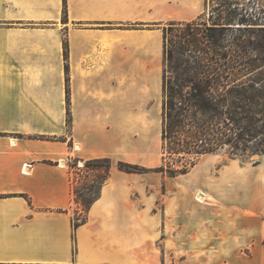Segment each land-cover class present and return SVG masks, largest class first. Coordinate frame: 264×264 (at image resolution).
Wrapping results in <instances>:
<instances>
[{
    "label": "crops",
    "instance_id": "obj_1",
    "mask_svg": "<svg viewBox=\"0 0 264 264\" xmlns=\"http://www.w3.org/2000/svg\"><path fill=\"white\" fill-rule=\"evenodd\" d=\"M209 1L67 0L64 22V0H0V264H264V157L194 189L115 165L159 167L164 28ZM101 158L111 176L75 228L73 164Z\"/></svg>",
    "mask_w": 264,
    "mask_h": 264
},
{
    "label": "trees",
    "instance_id": "obj_2",
    "mask_svg": "<svg viewBox=\"0 0 264 264\" xmlns=\"http://www.w3.org/2000/svg\"><path fill=\"white\" fill-rule=\"evenodd\" d=\"M64 15H66V5ZM199 25L194 22L173 23L164 28L165 53L168 45H175L181 51L193 47L203 49V36L198 35ZM223 29V28H209ZM176 33V34H174ZM170 36L177 38L172 41ZM209 39L213 35L207 36ZM65 60H68V46L65 43ZM181 64V63H180ZM177 64L178 66L180 65ZM237 63L231 59H193L182 63L187 77L181 82L167 85L164 79V104L162 120V165L147 168L125 161H118L117 168L126 173H161L170 178L188 174L195 168L200 157L215 154L227 146L234 152L259 153L264 155V93L255 89L261 81H240L237 77ZM260 66L256 70L262 69ZM253 73V72H251ZM66 85L68 98V124L71 123L69 66L66 64ZM261 80V78H258ZM187 87V94L178 90ZM260 86V85H259ZM263 137V138H261ZM79 161V160H77ZM257 161L254 164L258 165ZM114 162L110 158L86 161L88 172L103 171L100 188L91 201L82 199L75 184V200L84 213L74 221L77 228L86 220L91 204L99 197L102 186L111 176ZM76 183V180H75Z\"/></svg>",
    "mask_w": 264,
    "mask_h": 264
},
{
    "label": "rangeland",
    "instance_id": "obj_3",
    "mask_svg": "<svg viewBox=\"0 0 264 264\" xmlns=\"http://www.w3.org/2000/svg\"><path fill=\"white\" fill-rule=\"evenodd\" d=\"M66 5V15H64ZM68 17L67 0H64L63 21ZM178 23V22H176ZM199 26L198 35L203 36V49L197 51L193 47L185 48L181 51L175 45H168L165 53V78L167 85L175 84L176 81L185 79L187 73L182 66L184 61L193 59H231L238 65L237 77L240 81L257 80L262 83H256L255 89H249V92L260 90L264 93V0H213L207 3L205 13L201 18L194 21ZM173 23H169L165 28H169ZM223 28L212 29L209 28ZM176 34V33H174ZM213 35L214 38L207 36ZM172 41L177 38L170 36ZM64 42V55H65ZM68 46V44H67ZM69 51V50H68ZM69 57V54H68ZM180 64L179 66L177 64ZM253 72V73H251ZM261 78V80H258ZM260 85V86H259ZM187 94V87L178 90ZM264 101V100H262ZM263 138V137H261ZM160 164L162 165V149L160 152ZM264 155L251 153L247 151L234 152L230 146L225 147L215 154L204 155L200 157L192 173L186 177H177L171 179L165 175H154L159 177V184L190 185L189 189H194L202 178L210 177L215 179L223 174L218 180V184L226 185L233 183H243L248 176V170L239 168H254V163L261 161ZM115 164V163H114ZM86 162L76 161L74 166L75 179L80 189V196L85 200H93L99 191L103 171L88 172L85 167ZM116 165V164H115ZM264 166L257 173V179L262 178ZM164 177V178H162ZM197 192V191H196ZM196 192L194 195H196ZM194 199L197 203L196 197Z\"/></svg>",
    "mask_w": 264,
    "mask_h": 264
},
{
    "label": "bare ground",
    "instance_id": "obj_4",
    "mask_svg": "<svg viewBox=\"0 0 264 264\" xmlns=\"http://www.w3.org/2000/svg\"><path fill=\"white\" fill-rule=\"evenodd\" d=\"M195 197L199 203H205L207 200L211 199V196H209L208 194H206L205 192L201 190H198L196 192Z\"/></svg>",
    "mask_w": 264,
    "mask_h": 264
}]
</instances>
